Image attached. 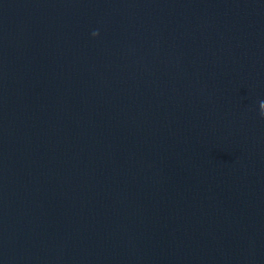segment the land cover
Listing matches in <instances>:
<instances>
[{
    "label": "water",
    "instance_id": "obj_1",
    "mask_svg": "<svg viewBox=\"0 0 264 264\" xmlns=\"http://www.w3.org/2000/svg\"><path fill=\"white\" fill-rule=\"evenodd\" d=\"M261 112L264 0H0V264H264Z\"/></svg>",
    "mask_w": 264,
    "mask_h": 264
},
{
    "label": "clouds",
    "instance_id": "obj_2",
    "mask_svg": "<svg viewBox=\"0 0 264 264\" xmlns=\"http://www.w3.org/2000/svg\"><path fill=\"white\" fill-rule=\"evenodd\" d=\"M93 37H98L99 36V32H93ZM262 114H264V112H261Z\"/></svg>",
    "mask_w": 264,
    "mask_h": 264
}]
</instances>
